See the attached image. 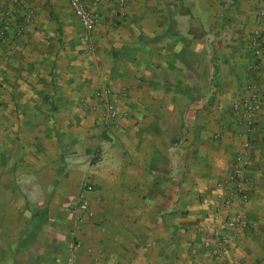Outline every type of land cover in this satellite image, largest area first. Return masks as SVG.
<instances>
[{
    "label": "crops",
    "instance_id": "1",
    "mask_svg": "<svg viewBox=\"0 0 264 264\" xmlns=\"http://www.w3.org/2000/svg\"><path fill=\"white\" fill-rule=\"evenodd\" d=\"M117 4L98 0L84 42L64 0H0V264H264L261 0ZM245 140L249 199L222 211ZM234 214L228 250L209 255Z\"/></svg>",
    "mask_w": 264,
    "mask_h": 264
},
{
    "label": "built area",
    "instance_id": "2",
    "mask_svg": "<svg viewBox=\"0 0 264 264\" xmlns=\"http://www.w3.org/2000/svg\"><path fill=\"white\" fill-rule=\"evenodd\" d=\"M71 11L73 17L79 25L81 31V38L84 42L88 41V36L95 24V16L93 8L98 0H64ZM124 0H118V7H121ZM256 23L257 28L251 33L248 39V49L250 57L253 61H257L264 58V0H261V8L257 11ZM5 36V24L0 25V40ZM249 90V89H248ZM104 99L100 103V107L105 112L108 119H114L115 109L111 103ZM240 107L245 115L250 117L258 109V99L254 91L249 90L246 95L240 99ZM250 152V142L247 140L241 142L240 149L236 152L231 161L230 168L227 172L226 179L221 182L218 187L220 191L215 194V199L220 203L221 210H227L235 204L243 205L249 199V193L251 191V182L247 176L248 161ZM261 177H264V173H261ZM89 186H85L84 191H90ZM77 208L87 213V203L83 196L78 198ZM221 221V214H214L212 221ZM220 228L211 229L207 237L202 241V249L206 250L209 255L218 257L224 254L230 246V237L227 234L228 231H232L234 228L241 224L240 215H231L222 220ZM69 249L71 253L75 247L70 244ZM66 264L72 263V255L67 258Z\"/></svg>",
    "mask_w": 264,
    "mask_h": 264
}]
</instances>
